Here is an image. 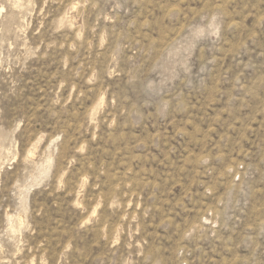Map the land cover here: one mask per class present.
Segmentation results:
<instances>
[{"label":"rangeland","instance_id":"rangeland-1","mask_svg":"<svg viewBox=\"0 0 264 264\" xmlns=\"http://www.w3.org/2000/svg\"><path fill=\"white\" fill-rule=\"evenodd\" d=\"M0 264H264V0H0Z\"/></svg>","mask_w":264,"mask_h":264},{"label":"bare ground","instance_id":"bare-ground-1","mask_svg":"<svg viewBox=\"0 0 264 264\" xmlns=\"http://www.w3.org/2000/svg\"><path fill=\"white\" fill-rule=\"evenodd\" d=\"M76 5V4H75ZM69 16H70V18L74 21V18H75V15H74V13L73 12H71L70 14H69ZM73 23H75V22H73ZM81 198V197H80ZM12 217V216H11ZM21 221V220H20Z\"/></svg>","mask_w":264,"mask_h":264}]
</instances>
